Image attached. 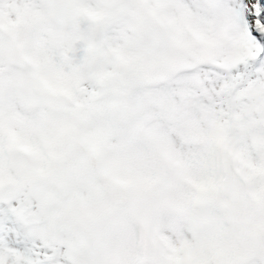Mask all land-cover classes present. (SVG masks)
Returning a JSON list of instances; mask_svg holds the SVG:
<instances>
[{
  "label": "snow or ice",
  "instance_id": "6c2138e0",
  "mask_svg": "<svg viewBox=\"0 0 264 264\" xmlns=\"http://www.w3.org/2000/svg\"><path fill=\"white\" fill-rule=\"evenodd\" d=\"M0 264H264V0H0Z\"/></svg>",
  "mask_w": 264,
  "mask_h": 264
}]
</instances>
